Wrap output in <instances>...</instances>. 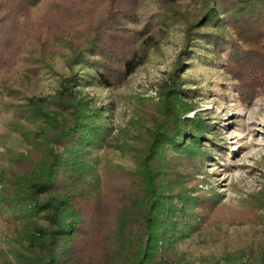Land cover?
I'll list each match as a JSON object with an SVG mask.
<instances>
[{"label": "rangeland", "instance_id": "374dc122", "mask_svg": "<svg viewBox=\"0 0 264 264\" xmlns=\"http://www.w3.org/2000/svg\"><path fill=\"white\" fill-rule=\"evenodd\" d=\"M203 4L204 0H178L172 6L165 0H42L18 15L14 3L1 0L0 204L4 202L3 191L8 190L6 180L17 183L15 177L28 172L32 161L40 157L34 148L40 140L34 134L37 124L33 117H20L18 105L28 106L31 95L48 98L54 94L59 78L70 73L68 45H84L85 38L92 36L113 48H127L135 43L133 30L140 29L155 38L142 65L117 87H80L104 111L103 124L110 129L113 148L102 156L101 167L112 174L113 181L102 179L104 201L109 198L113 202L114 198L119 203L120 196L131 187L127 171H133V162L147 148L150 132L170 124L171 111L162 105L167 96L164 86L178 71L181 86L194 91L190 97H183L192 104L184 117L199 115L211 121L214 129L208 134L213 141L205 140L203 145L212 154L196 167L188 168L190 164L183 161L185 180L203 197L196 217L198 228L174 237L178 239L174 243L177 254L184 257L179 264H230L222 259V248L233 241L240 244L246 239L244 235L250 236V230L264 233V211L253 208L249 198L264 185V24L261 34L243 40L225 27V34L237 38L238 47L252 55L246 62L230 64L226 51L215 59L201 45L192 59L178 65L192 25H199ZM112 9L132 14L135 9L138 20L121 18L119 23L112 22L107 17ZM248 49L258 52L253 55ZM74 69L81 74L87 72L80 66ZM236 70L242 75L240 80L233 79ZM235 81L247 90L242 95L233 88ZM170 152L177 154L172 149ZM90 153L102 154L96 148ZM174 159L171 164L176 166ZM110 209L107 206L103 211ZM11 219L7 209L0 207V239L5 241L1 248L7 257L13 256L10 247L20 245L17 235L10 232ZM98 231L94 227L96 235L85 244L76 243L77 254L101 250L106 237Z\"/></svg>", "mask_w": 264, "mask_h": 264}, {"label": "trees", "instance_id": "16d2710c", "mask_svg": "<svg viewBox=\"0 0 264 264\" xmlns=\"http://www.w3.org/2000/svg\"><path fill=\"white\" fill-rule=\"evenodd\" d=\"M6 1L14 3L20 15L22 9H30L42 0ZM177 1L165 0L170 6ZM202 9L199 25H192L178 65L192 59L201 45L215 59L226 51V61L230 64L246 62L252 55L238 47L237 38L225 34V27L234 30L239 40L261 34L264 0H204ZM123 11L112 9L107 17L115 23L121 18L137 22L135 9L133 14ZM133 32L135 43L127 48L124 45L113 48L92 36L85 38L84 45H68L70 73L59 78L54 94L48 98L31 95L28 106L18 105L20 117H33L37 124L34 134L40 140L34 148L40 152V157L32 161L28 172L15 177L13 181L17 183L9 184L6 180L9 186L3 191L4 202L0 207L7 209L12 217L10 232L14 237L17 235L20 245L10 247L13 256L7 257L1 248V242L5 241L0 239V264L183 263L184 257L177 254L174 246L178 239L174 237L198 228L196 220L203 197L192 191L196 186L185 180L183 161L190 164L188 168L196 167L212 154L204 150L203 145L205 140L213 141L208 134L214 129L211 121L199 115L184 117L192 104L183 97H190L194 91L181 86L178 71L164 86L167 96L162 105L171 111L170 124L150 132L147 148L133 162V171H127L131 187L120 196L119 203L114 198L113 202L109 198L104 201L102 179L113 181L112 174L108 175L101 167L104 155L113 148L110 129L103 124L104 111L80 87H117L144 63L155 38L147 30ZM248 50L253 51V55L258 52ZM39 62L45 63V59ZM75 66L87 72L78 73ZM235 73L233 79L240 80L242 75L237 70ZM233 88L241 95L247 91L236 81ZM93 148L101 149L102 154L91 155ZM173 158L176 166L171 164ZM249 198L253 208L264 211V185L262 191ZM107 206L112 209L104 212ZM94 227L99 228L98 235L106 237L101 250H84L77 254L76 243L85 244L96 235ZM247 233H251L250 236L244 235L242 238L246 239L240 244L233 241L222 248L220 255L224 261L264 264V233L255 230Z\"/></svg>", "mask_w": 264, "mask_h": 264}]
</instances>
